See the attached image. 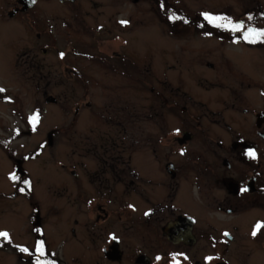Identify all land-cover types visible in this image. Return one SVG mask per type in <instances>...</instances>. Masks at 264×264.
<instances>
[{
  "label": "flooded vegetation",
  "instance_id": "flooded-vegetation-1",
  "mask_svg": "<svg viewBox=\"0 0 264 264\" xmlns=\"http://www.w3.org/2000/svg\"><path fill=\"white\" fill-rule=\"evenodd\" d=\"M54 1L66 14L34 16L33 31L18 26L32 6L0 9V71L26 76L37 93L25 117L12 105L23 121H0V187L22 201L18 238L1 225L0 249L12 245L18 264H264V227L253 236L264 225L263 76L231 52L184 58L167 40L191 24L264 48V38L244 39L264 30V0L187 21L168 0ZM250 17L259 20L244 25ZM65 92L71 119L25 142L39 100L44 110ZM56 130L69 136L66 156Z\"/></svg>",
  "mask_w": 264,
  "mask_h": 264
},
{
  "label": "rangeland",
  "instance_id": "rangeland-1",
  "mask_svg": "<svg viewBox=\"0 0 264 264\" xmlns=\"http://www.w3.org/2000/svg\"><path fill=\"white\" fill-rule=\"evenodd\" d=\"M9 1L13 0H0V9L4 10L9 8ZM215 1L216 0H168V3L169 9L184 11L185 21L194 15L195 12L202 9H232L239 12V10L245 9L248 4L250 6H253L257 3H260V5L262 4L261 0L260 2H256L255 0H245V2H243V0H226L224 2H220L219 4L218 2L214 3ZM54 3L59 2L54 0H36L34 5L22 17L21 20L23 23H18V26L20 28L26 29L27 31H33L35 28L30 24L29 21L34 16H39L42 19H45L54 13L59 15L66 14L64 7L54 5ZM262 5L261 8L264 9V5ZM257 20L259 19L250 17L249 20L244 23V25L247 23L252 25V21L256 23ZM172 34L175 35V33ZM175 36L176 37L174 38L169 35L167 39L169 48H175L177 50L183 49L184 58L205 57L211 59L215 58V55H221L222 53L224 54V57H228L229 52H231V56L244 60L245 66L242 67V70L250 74H259L260 76H263L264 80L263 47L260 48V46H251L250 44H246L239 40H228L225 38L223 40H219L216 37L195 32V30L192 29L191 24H185L184 28L180 32H177ZM262 40L263 38L257 40V42L260 43ZM209 49L212 50L209 52ZM0 84L5 85L6 91V97L4 100L0 101V121L9 124L20 123V121H23L21 115L25 117L27 114L31 113L32 107L37 105L35 102L37 93L35 91L36 88L33 81L27 79L26 76L20 77L17 71H7V74L3 71H0ZM146 88L147 87L138 88L137 93L139 94L137 95V99H142L140 97V93L144 95L145 93L143 90H146ZM63 95L67 100L63 99V101H60L58 104L48 105L44 110L41 109L42 107L40 108L42 102L39 100L37 107L39 118L37 121L40 124L38 125V129L34 130V133H25L23 136L25 142L38 143V141L45 136L43 130L45 125L63 127V124L71 119L73 114L71 107L69 106L72 104L73 99L68 92L63 93ZM13 100L14 102H12ZM14 104L19 105L21 109V115L18 112H14L12 110V105L14 106ZM62 105L63 107H61ZM57 133L58 130H56V137H53V142L55 143V152L57 155L66 156L69 154V146H67V139L69 136L64 130H59V133ZM73 137H75V135ZM48 156V150H44L40 153L38 158L40 161V166L38 167L39 173L42 169L48 168L46 167L48 163ZM1 180L2 178H0V181ZM0 188V226L7 223V227L10 228L7 229V232L11 233L13 238L16 239L18 238V225L16 224L17 222L15 218H17L19 204H21L22 201L20 197L15 196V194L10 195L7 193L9 191L8 186L1 185ZM42 195L44 196L45 193ZM0 264H18L17 253H15V249H13L12 245H9L5 249H0Z\"/></svg>",
  "mask_w": 264,
  "mask_h": 264
},
{
  "label": "snow or ice",
  "instance_id": "snow-or-ice-1",
  "mask_svg": "<svg viewBox=\"0 0 264 264\" xmlns=\"http://www.w3.org/2000/svg\"><path fill=\"white\" fill-rule=\"evenodd\" d=\"M206 15V18L209 19L210 21H213V22H216V21H219L223 18H220V17H213V16H210V15ZM121 23H127V21H122ZM232 22L231 21H228L224 26H228L230 25ZM233 27H235L237 30L243 28L244 26L242 24L240 25H232ZM261 38H264V30H260V31H257L255 29H249L245 35H244V39L246 40H253V39H261ZM61 55H63V53H61ZM5 90L0 88V92H4ZM39 118V114L36 113L34 114L32 117H31V120L33 121V123L35 124V122L38 120ZM248 155L250 157H255L256 156V153L255 152H249ZM13 178L15 179V176H13ZM247 189H244V191H246ZM21 191H23V189H21ZM261 227H264V225H257L256 226V230L253 231V236H255L257 234V231L261 228ZM8 233L7 232H0V237H4V238H8ZM113 239H115V237H113ZM25 251H27V249H25ZM37 251L40 252L41 254H43V251H44V246H43V243L41 242V244L38 246L37 248ZM38 264H39V258H38Z\"/></svg>",
  "mask_w": 264,
  "mask_h": 264
},
{
  "label": "water",
  "instance_id": "water-1",
  "mask_svg": "<svg viewBox=\"0 0 264 264\" xmlns=\"http://www.w3.org/2000/svg\"><path fill=\"white\" fill-rule=\"evenodd\" d=\"M18 1L22 3V7H21L22 9L32 6L35 2V0H18Z\"/></svg>",
  "mask_w": 264,
  "mask_h": 264
}]
</instances>
